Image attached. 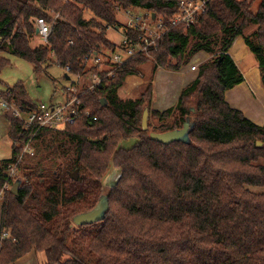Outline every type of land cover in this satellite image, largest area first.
Masks as SVG:
<instances>
[{
  "label": "trees",
  "instance_id": "obj_1",
  "mask_svg": "<svg viewBox=\"0 0 264 264\" xmlns=\"http://www.w3.org/2000/svg\"><path fill=\"white\" fill-rule=\"evenodd\" d=\"M179 1L0 0V73L12 56L33 65L37 75L55 59L70 67L68 77L89 72L102 79L94 90L81 92V116L65 129H26L6 112L12 157L0 164V264L31 252L45 255L41 264H264V125L231 107L225 96L255 68L264 88V0L256 12L253 0H209L188 31L170 25ZM130 7L162 17L166 33L152 61L138 56L99 71L102 65L90 59L114 49L107 31L121 27L117 13ZM38 18L53 28L47 45L33 47ZM250 26L255 29L246 34ZM239 38L250 51L240 66L230 55ZM202 52L210 59L199 65L177 105L153 109L158 68L180 72ZM148 61L152 79L136 99L123 98L126 79L139 75ZM6 90L24 113L35 109L24 82ZM186 122L190 145L150 138ZM129 139L137 142L126 149L122 143ZM30 143L33 156L24 153ZM14 165L17 175L11 176ZM114 168L118 180L105 193L104 180ZM75 171L77 181L71 178ZM105 196L109 211L103 221L74 224Z\"/></svg>",
  "mask_w": 264,
  "mask_h": 264
},
{
  "label": "built area",
  "instance_id": "obj_2",
  "mask_svg": "<svg viewBox=\"0 0 264 264\" xmlns=\"http://www.w3.org/2000/svg\"><path fill=\"white\" fill-rule=\"evenodd\" d=\"M209 0H180L178 3V12L170 20V25L174 28H181L188 31L198 18L202 16L207 9ZM127 16V23L118 43H113L114 49L106 50L100 54L95 53L94 57L90 59V63L95 65H102L99 71L110 68H119L126 61L131 58L143 56L148 59H153V53L158 49V43L166 33V23L162 17L130 7L124 11ZM36 36L40 39L43 45L49 43V36L51 34L53 24L48 23L45 19L38 18L35 21ZM121 27H116L119 31ZM4 38L0 37V46ZM109 68V69H110ZM160 68V67H159ZM199 64L189 67V71L196 73ZM67 74L70 73V67H66ZM112 73H108L110 78ZM80 77H77V82L66 89V102L62 105L50 106L45 103H36V107L29 113H24L15 102L11 99V94L5 90L0 91V110H11L16 117L24 124L26 129L35 128L37 131L41 129L60 130L70 125H73L81 116L82 100L80 99L81 91L77 89L76 84ZM101 78L97 73H93L92 84L87 90H94L97 85L101 84ZM84 116L92 121H97V117L90 111H85ZM30 149L28 144L24 153ZM16 167L10 169V175H15ZM6 184L4 189H9ZM0 199L2 196L0 193ZM8 233H5L2 238H7Z\"/></svg>",
  "mask_w": 264,
  "mask_h": 264
},
{
  "label": "rangeland",
  "instance_id": "obj_3",
  "mask_svg": "<svg viewBox=\"0 0 264 264\" xmlns=\"http://www.w3.org/2000/svg\"><path fill=\"white\" fill-rule=\"evenodd\" d=\"M260 3L261 0H253L252 2L253 12H256L258 10ZM124 11L125 10H120L117 13V20L121 25V29L119 31H116V28L113 27L108 29L107 31L106 37H108V39L112 43L119 42L120 35L122 34V31L124 30L123 28L127 23V16L125 15ZM85 15L87 19H89L92 16V14H90L89 12H85ZM55 17L58 18L59 15L57 14ZM254 29L255 27L250 26L248 29H246L245 33L251 34L254 31ZM40 45H42V43L40 39L35 35V37L32 39V46L37 47ZM202 58L203 55L197 54L196 56H194V59L190 61L189 65L185 68H189L192 65H195L196 64L195 62H198ZM8 59L10 60V65L4 68L0 73V91H5L9 87H13V85H15L17 82L22 81L25 84L30 99L37 104L45 103L50 106H57L64 104L66 102L65 89H67L68 87H70L71 85L77 82V78L74 76H69V80L67 79L66 75L69 74H67L65 69H63L57 64L55 59H53L49 67L47 66L46 70L41 72L39 75H37L34 72V66L31 65L29 62L12 56H8ZM152 69H153V64L150 61H148L145 65H143L140 68L139 75H144L146 81L149 82L152 79L151 78L153 74ZM153 75L154 77L156 76L155 74ZM79 77L80 79L79 82L76 84V86H78L77 89H79L83 93L92 84L93 73L88 72L83 76H79ZM126 89L127 86L124 89V92H122L123 98L136 99L139 96L140 88L136 89L133 92H127ZM255 100L260 103L262 102L260 98L257 96V94L255 95ZM150 121L152 125L156 123V120L153 118H151ZM9 130H10V124L6 118V112L0 110V164L5 160L11 159L12 157V141L9 137ZM136 142L137 141L135 139H129L124 143H122V146L126 149H129L135 146ZM26 153H29L28 155L30 156L34 155L35 148L34 146L32 147V143H30V149L27 150ZM118 173H119L118 170L114 168L112 169V172H110L106 176L104 180V186L106 187L105 193L108 192L110 188L109 186L114 184V182L118 180L119 177ZM15 175H17L16 169H15ZM262 191H264V188H262ZM0 203H2L1 199H0ZM39 255L42 256L41 262L44 263L46 260L45 255L43 253H39ZM38 258L40 260V256H38Z\"/></svg>",
  "mask_w": 264,
  "mask_h": 264
},
{
  "label": "crops",
  "instance_id": "obj_4",
  "mask_svg": "<svg viewBox=\"0 0 264 264\" xmlns=\"http://www.w3.org/2000/svg\"><path fill=\"white\" fill-rule=\"evenodd\" d=\"M203 58L196 64H202L210 56L206 53H199ZM230 55L238 66L250 55V51L245 47L242 38L237 39ZM194 59V58H193ZM153 77V109L163 112L176 106L183 88L192 83L196 74L184 68L180 72H174L163 68H158ZM144 75L129 76L126 79L127 92H133L146 83ZM260 98L261 103L255 100V95ZM158 96V97H157ZM226 101L231 107L242 111L247 118L254 123L264 125V88L261 84L260 71L253 69L245 76V81L234 89L226 93ZM0 214H2V203H0ZM1 225V216H0ZM40 256V260L38 258ZM42 256L39 253L31 252L12 264H41Z\"/></svg>",
  "mask_w": 264,
  "mask_h": 264
},
{
  "label": "water",
  "instance_id": "obj_5",
  "mask_svg": "<svg viewBox=\"0 0 264 264\" xmlns=\"http://www.w3.org/2000/svg\"><path fill=\"white\" fill-rule=\"evenodd\" d=\"M66 77L69 80L68 75H66ZM101 102L103 106L106 104L105 99H102ZM148 118H149L148 110H145L142 119V125L145 131L148 130ZM190 128H191L190 122H186L182 129L169 131L166 133H151L150 138L152 141L161 143L163 145H170L176 142H182L184 144L190 145L191 144ZM258 146H261V144L258 143ZM71 178L77 181L78 171H75L73 174H71ZM20 184H21L20 181L15 182V184L11 188L12 194L14 195L18 194ZM108 211H109V203L107 197L105 196L102 197L99 204L94 210L77 216L74 219V224L77 226H85V225H92L101 222L105 219Z\"/></svg>",
  "mask_w": 264,
  "mask_h": 264
}]
</instances>
